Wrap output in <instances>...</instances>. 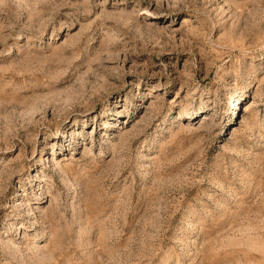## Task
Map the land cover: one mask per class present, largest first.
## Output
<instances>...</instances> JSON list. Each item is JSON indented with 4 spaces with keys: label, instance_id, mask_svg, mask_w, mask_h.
I'll list each match as a JSON object with an SVG mask.
<instances>
[{
    "label": "rangeland",
    "instance_id": "obj_1",
    "mask_svg": "<svg viewBox=\"0 0 264 264\" xmlns=\"http://www.w3.org/2000/svg\"><path fill=\"white\" fill-rule=\"evenodd\" d=\"M0 264H264V0H0Z\"/></svg>",
    "mask_w": 264,
    "mask_h": 264
}]
</instances>
